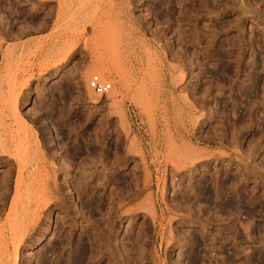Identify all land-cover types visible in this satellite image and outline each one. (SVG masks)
<instances>
[{
  "label": "rangeland",
  "instance_id": "rangeland-1",
  "mask_svg": "<svg viewBox=\"0 0 264 264\" xmlns=\"http://www.w3.org/2000/svg\"><path fill=\"white\" fill-rule=\"evenodd\" d=\"M0 152V264H264V0H0Z\"/></svg>",
  "mask_w": 264,
  "mask_h": 264
},
{
  "label": "built area",
  "instance_id": "built-area-1",
  "mask_svg": "<svg viewBox=\"0 0 264 264\" xmlns=\"http://www.w3.org/2000/svg\"><path fill=\"white\" fill-rule=\"evenodd\" d=\"M88 87L100 97H107L113 89L112 83L110 81L103 80V78L98 74H95L90 78Z\"/></svg>",
  "mask_w": 264,
  "mask_h": 264
},
{
  "label": "bare ground",
  "instance_id": "bare-ground-1",
  "mask_svg": "<svg viewBox=\"0 0 264 264\" xmlns=\"http://www.w3.org/2000/svg\"><path fill=\"white\" fill-rule=\"evenodd\" d=\"M115 99H116V96H115ZM1 153H2V152H0V154H1ZM201 189L203 190V188H201ZM201 189H200V191H201ZM208 190H209V189H207V191H208ZM203 192H204V191H203ZM203 192H202V193H203ZM214 193H216V192H214ZM222 194H224V193H222ZM212 195H213V194H212ZM212 195H211V196H212ZM214 195H215V194H214ZM216 195H217V193H216ZM216 195H215V196H216ZM224 195H225V194H224ZM206 196H207V195H206ZM208 196H210V195L208 194ZM219 196H220V195H219ZM219 196H218V197H219ZM213 197H214V196H213ZM221 197H222V196H221ZM227 197H228V196H227ZM207 198H209V197H207ZM214 198H215V197H214ZM214 198H213V199H214ZM216 198H217V196H216ZM205 199H206V197H205ZM213 199H212V200H213ZM217 199H218V198H217ZM214 200H215V199H214ZM223 200H224V199H223ZM211 202H212V201H211ZM224 202H225V201H224ZM224 204H225V203H224ZM226 207H227V206H226ZM114 208H115V210H116V207H114ZM227 208H228V207H227ZM227 210H229V209H227ZM228 212H229V211H228ZM223 241H225V240H223ZM223 243H224V242H223ZM199 250H200V249H199ZM223 250H224V249H223ZM224 252H225V251H224ZM81 255L83 256V254H81ZM81 255H80V256H81ZM85 255H86V254H85ZM85 255H84V256H85ZM204 255H205V254H204ZM80 256H79V259H78V260H80ZM202 257H203V256H202ZM82 258H83V257H82ZM84 258H85V257H84ZM84 260H85V259H84ZM224 260H226V259H224ZM73 261H74V260H73ZM201 261H202V260H201ZM197 262H198V261H197ZM222 262H223V261H222ZM224 262H225V261H224ZM227 262H228V261H227ZM72 263H73V262H72ZM195 263H196V262H195ZM198 263H199V262H198ZM198 263H197V264H198ZM82 264H83V263H82Z\"/></svg>",
  "mask_w": 264,
  "mask_h": 264
}]
</instances>
